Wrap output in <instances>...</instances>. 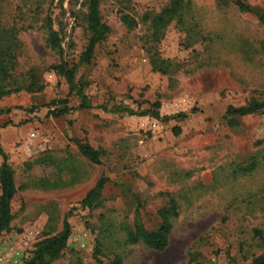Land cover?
<instances>
[{
    "label": "rangeland",
    "instance_id": "obj_1",
    "mask_svg": "<svg viewBox=\"0 0 264 264\" xmlns=\"http://www.w3.org/2000/svg\"><path fill=\"white\" fill-rule=\"evenodd\" d=\"M236 1L185 0L156 34L169 0H100L110 32L85 64L87 0H0L17 42L2 84L20 87L34 70L44 85L0 99V146L17 187L0 264H27L65 218L72 233L51 264H253L264 254V110L227 115L264 100V27ZM241 1L264 10V0ZM49 23L60 49L47 41ZM59 64L76 67L73 84ZM101 177V203L84 207ZM172 200L178 216L164 251L127 243L136 221L158 229Z\"/></svg>",
    "mask_w": 264,
    "mask_h": 264
},
{
    "label": "trees",
    "instance_id": "obj_2",
    "mask_svg": "<svg viewBox=\"0 0 264 264\" xmlns=\"http://www.w3.org/2000/svg\"><path fill=\"white\" fill-rule=\"evenodd\" d=\"M88 11L86 15V21L90 37L85 51L82 54V63L90 64L94 58L96 46L104 41L109 32L110 27L103 22L100 10V0H87ZM236 5L241 11L255 13L264 27V10L257 9L252 5L245 3L244 1L237 0ZM185 0H169V5L164 10L155 16L153 20L155 33L166 28L173 20L176 19L184 9ZM49 34L47 41L54 49H60L59 34L52 30V25L49 23L47 27ZM17 47L16 35L14 32L4 31L0 20V99L4 95L13 92V90L25 89L29 92L41 91L44 88L43 83L38 81L34 70L32 72V80L28 83H24L20 87L15 89H6V86L2 84L3 81L8 80L10 77V64L14 57L13 51ZM9 61H6L8 60ZM56 69L59 74L66 77V80L73 84L75 79L76 67L69 68L68 64L56 65ZM84 106L81 105L80 108ZM264 110V100L252 99L247 105L235 107L230 105L227 109V115L229 116H248L259 113ZM68 113V109H62L60 111H52L55 117H60ZM80 152L87 157L94 164L101 163V154L99 150L95 149L88 143L78 142ZM0 153L3 155V163L0 166V242L2 233L10 228L14 215L12 213V200L17 192V187L14 178V171L8 162L7 154L2 150L0 146ZM106 177H101L97 180V183L91 188L86 196L81 201L84 207H93L101 203L102 191L107 183ZM159 215L162 219L160 227L156 230H147L143 224L136 221L134 229L127 230V243L128 244H143L148 248L156 251H164L170 242V234L173 228L172 218L178 216L177 204L174 200L169 206L163 207L159 210ZM72 227L65 218L63 223V229L57 234L47 237L40 241L36 249L33 252V257L27 261V264H51L57 260L67 248L68 240L71 236ZM96 253L100 254L99 247L96 249ZM99 260V259H98ZM100 262V260H99ZM110 264H122L121 258L117 257ZM253 264H264V254L256 257L253 260Z\"/></svg>",
    "mask_w": 264,
    "mask_h": 264
}]
</instances>
